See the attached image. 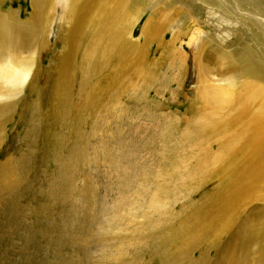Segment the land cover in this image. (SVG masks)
<instances>
[{"label":"rangeland","instance_id":"rangeland-1","mask_svg":"<svg viewBox=\"0 0 264 264\" xmlns=\"http://www.w3.org/2000/svg\"><path fill=\"white\" fill-rule=\"evenodd\" d=\"M219 2L244 21L256 18ZM33 8V0H0V12L21 23L0 26V60L16 40L24 62L45 50L36 56V91L0 101V169L10 182L0 187V264H264V184L220 213L229 173L218 171L224 161L209 160L218 145L204 151L211 140L202 134L209 123L198 91L201 64L228 69L213 40L229 29L243 35L235 47H245L250 27L220 9L163 3L159 17L147 11L131 32L138 50L129 48L122 70L101 58L111 47L72 44L59 15L49 42L26 32ZM147 23L149 45L141 38ZM70 46L68 90L60 73ZM91 52L104 53L92 72ZM211 216L223 229L207 231Z\"/></svg>","mask_w":264,"mask_h":264},{"label":"bare ground","instance_id":"bare-ground-1","mask_svg":"<svg viewBox=\"0 0 264 264\" xmlns=\"http://www.w3.org/2000/svg\"><path fill=\"white\" fill-rule=\"evenodd\" d=\"M227 1H231L232 5H230L233 9H238V12L239 10L247 11L256 18L244 21V17L238 16L240 14L237 15L230 8L223 7L219 0H169V2L165 0H33L32 23L24 26L26 32L40 31L44 40L49 42L53 19L57 20L59 15V26L61 29L67 28L68 37L71 35L70 41L76 47L80 43L97 44L101 48L111 47L108 56L101 57L104 55L103 52H91L85 55L90 72L95 71V65L97 61L101 60L100 57H107L108 64L114 59L117 60L120 68L125 70L129 48L132 47L134 51L138 50L136 45L131 44V32L147 11H150L154 18L159 17L160 13L157 7L163 3L165 8L171 9L176 5H184L195 13L204 9L213 11L220 9L228 18L238 20L237 22L242 20L245 25L242 27H250L247 35L251 42L247 43V41L248 45L245 47H243L244 43L240 47H235L237 43L243 42V35L234 37L235 32H230L229 29H223L225 32L217 36L221 43L213 40L214 45L216 44L218 47L215 50L220 52L219 63L222 66L224 64L228 66L225 73H215L208 65H200L202 72L201 75L199 74L198 91L204 102L203 105H205L204 115L207 116L209 123V126L202 129V134L205 136V140H211L210 144H206L207 147L204 151L207 154H212L210 153L213 152L211 151L212 145H218V152L213 154L209 160L212 159L211 162L215 165H220L224 161L225 165L218 171L229 173L222 182L224 188H221L222 196H228L227 201L221 203L222 211L220 213L223 215V212H230V206L234 202L235 196L244 195L243 197H245L248 192L254 194L259 184H264V0ZM51 14L53 18H51ZM168 16L169 14L166 17ZM12 21H16L17 26L21 24L14 12L7 15L0 12V26L15 25L8 23ZM3 28L5 29V27ZM149 31L150 23H147L141 36V38H145L147 45L152 43ZM106 35L110 38L109 41L104 40ZM15 42L9 45V49L1 57L4 59L0 60V101L11 98L16 93H22L26 87L32 88L33 92L36 91L34 86L39 80L40 64H38L36 56L44 52V48L40 47L39 51L35 49L34 54L31 53L29 61L24 62V55L18 54L20 51L16 50L18 45H22V42L17 40ZM116 48L118 49L116 50ZM74 49V46H70L67 54L61 58L65 66L60 73V76L63 77L62 86L65 81L67 86L65 88L68 90H71L68 86L72 83L69 76L74 74L71 57ZM70 65H72L71 72ZM67 67L68 70H66ZM139 68H143V63ZM221 121L224 122L221 123ZM223 134L229 135L228 140L225 141L224 138H221ZM54 146H59L57 141ZM4 170L6 169H0V187L6 188L10 182L4 181L7 176V172ZM249 198L248 196V200ZM205 222L207 231L217 232V230L223 229L220 227L219 220L214 222L212 216L210 221L206 220ZM196 226L194 225L193 231L197 227L201 229L200 226ZM187 234L186 230L183 234L178 235L177 239L184 240L188 236Z\"/></svg>","mask_w":264,"mask_h":264}]
</instances>
